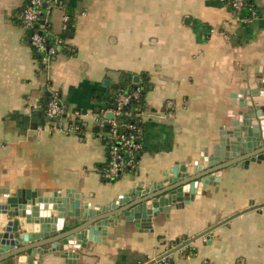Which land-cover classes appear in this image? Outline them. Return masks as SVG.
I'll use <instances>...</instances> for the list:
<instances>
[{
    "label": "crops",
    "instance_id": "crops-1",
    "mask_svg": "<svg viewBox=\"0 0 264 264\" xmlns=\"http://www.w3.org/2000/svg\"><path fill=\"white\" fill-rule=\"evenodd\" d=\"M27 1L0 0V190L55 194L58 203L54 197L49 205L59 212L51 216L70 223L57 234L168 186L184 176L181 169L204 171L221 142L246 150L262 143L258 120L242 122L240 131L234 122L248 120L243 106L253 88L264 111V0H250L246 13L255 17L248 24H237L222 0H61L64 9L48 17L49 33L61 36L65 17L75 33L48 69L22 24ZM137 77L148 87L144 152L136 172L106 182L96 119L113 91ZM49 91L83 113L82 135L55 130L44 109ZM195 190L190 202L155 209L150 222L117 216L92 227L73 259L40 249L51 250L38 251L35 264H145L178 240L187 245L167 264H264V160L220 170ZM26 228L34 233L40 225Z\"/></svg>",
    "mask_w": 264,
    "mask_h": 264
},
{
    "label": "water",
    "instance_id": "water-1",
    "mask_svg": "<svg viewBox=\"0 0 264 264\" xmlns=\"http://www.w3.org/2000/svg\"><path fill=\"white\" fill-rule=\"evenodd\" d=\"M135 82L139 83L140 78H135ZM109 84L110 82L107 80L105 85L108 86ZM251 90V96L254 98L252 99L251 104L246 103L243 106L245 109L249 108L247 112L248 118H244L248 120H236L234 123H236L235 129L240 131L245 124L249 125L251 120H258L260 126L257 130L259 131V136L262 140V143L259 146L256 143V145H252L251 150H246L247 146L245 144L240 146V148H233L231 146H227L224 142H221L219 146H216L217 148H215L213 156L207 160L206 164L203 165L205 167L204 171L188 176L187 171L181 169V174H184V176H180V178H178L175 182L173 181L168 186H164L158 191H153L149 194H147V191L145 190L143 195L140 197L138 196L135 200H131L125 206L111 212L104 213L101 216L99 215L94 218H88L79 226L61 234L57 233L59 231H63L65 228H69L70 223L62 216H56L54 214L51 216V211H58V209L54 207L51 208V205H49L50 199H53L55 194L53 197H42L37 192L32 190L1 189L0 264H15V262L17 264H35L38 251L47 246H52V250H41L39 252L40 256L47 255L51 250L52 252H58L70 259H73L72 257L77 255L76 249L79 248V246L85 248L82 235L92 227L97 226L102 222L109 221L110 219L112 220L117 216H123L127 219L131 217L134 220H143L144 217H146L147 221L150 222L154 217L153 211L155 209L163 210L164 205H182L184 202L194 200L196 197V184L203 180L207 181V178L212 174L242 163L249 166L251 162H260L264 160V111L261 109L263 105L259 106L260 104L257 102L259 100H256V97L260 96L261 91L259 87ZM238 115L239 117H244L245 112H240ZM108 117L113 119V114H109ZM244 121H246L245 124L242 123ZM236 136L239 137V141L242 140L240 132ZM247 139L245 140L246 143L254 140V138ZM238 149L241 151L239 156L231 157L233 154L232 152H235L236 150L238 151ZM219 162L222 163L219 164ZM188 187L189 190H187ZM56 197L55 200H53L54 202L52 201L53 204L58 203L56 201ZM164 199L167 202H164ZM62 203L65 208L69 207L67 205V200L66 202L63 200ZM253 207L254 206H252V208ZM246 211L229 218L224 223L245 213ZM75 217L80 218L79 215H75ZM60 219H64V221L60 223ZM26 224L40 225V228L36 232L30 233L27 231ZM101 227L102 226L99 225L98 228ZM213 230L214 228L201 234L199 238L211 234ZM191 242H193V240H190L187 243L189 244ZM177 244L178 246L167 255L175 253V251L180 250L187 245L181 244L179 240ZM23 256L27 257V259L23 260Z\"/></svg>",
    "mask_w": 264,
    "mask_h": 264
},
{
    "label": "built area",
    "instance_id": "built-area-1",
    "mask_svg": "<svg viewBox=\"0 0 264 264\" xmlns=\"http://www.w3.org/2000/svg\"><path fill=\"white\" fill-rule=\"evenodd\" d=\"M231 11L234 21L237 24H248L253 21L255 14L250 13L245 16L249 0H222ZM56 8L64 9L61 0H28L22 13V24L27 31L29 45L35 56H42L43 69H48L57 57L60 50H63L66 42L60 36H52L48 30V17ZM69 18L65 17L63 33L69 29ZM54 40V44L49 45V40ZM46 102V114L53 124L55 130H64L67 133L82 135V117L80 111L70 112L62 101L58 91L48 92ZM141 98V90L129 94L123 92L117 99L114 109L103 110L97 117L96 137L103 143L108 161L102 170L105 180H119L122 175L128 172H136L139 167L140 157L144 150V119L145 111L136 108L127 111L126 107L132 101ZM113 114V119L108 117ZM135 123H129L128 120ZM168 255L163 256L157 261L145 264H167Z\"/></svg>",
    "mask_w": 264,
    "mask_h": 264
},
{
    "label": "trees",
    "instance_id": "trees-1",
    "mask_svg": "<svg viewBox=\"0 0 264 264\" xmlns=\"http://www.w3.org/2000/svg\"><path fill=\"white\" fill-rule=\"evenodd\" d=\"M251 6V4H250V0L248 1V3H247V6H246V9H245V11H244V14H245V16H249L250 15V13L248 14V13H246V10L249 8ZM70 21H69V29L66 31V32H64V33H62L61 34V38L63 39V40H65V42H66V45H65V47H64V49H66L67 47H68V45H67V42L70 40V39H72L73 38V36H74V33H75V25H74V23L71 21V19H69ZM54 44V40H49V45H53ZM38 60H39V63H41L42 62V56H37L36 57ZM40 66L43 68V66H42V64H40ZM137 90H141V98L139 99V100H137V101H132L131 103H130V105L129 106H127L126 107V110L127 111H132V110H134V109H136V108H141L143 111H146V109H147V106H146V102H145V93H146V91L148 90V87L145 85V83L144 82H142V83H136V82H134V80L133 79H130V78H128V79H126V81L125 82H122L119 86H118V88L117 89H115L114 91H113V93L111 94V96L109 97V105H108V107H107V109H114L115 107H116V104H117V99H118V97H119V95L121 94V93H123V92H127V93H129V94H132V93H134V92H136ZM48 93H46L45 94V104H44V109H45V111L47 110V107H46V105H47V101H48ZM128 122L129 123H135V121L134 120H132V119H130V120H128ZM143 141H144V139H143ZM143 152H144V150H143ZM106 156H107V159H108V154H107V151H106ZM142 156V155H141ZM141 158V157H140ZM107 161L108 160H106V163H107ZM106 163H105V165H106ZM105 165L104 166H102V168H101V172H102V170L105 168ZM103 177V176H102ZM105 180V179H104ZM106 182H116V181H114V180H111V181H107V180H105Z\"/></svg>",
    "mask_w": 264,
    "mask_h": 264
}]
</instances>
